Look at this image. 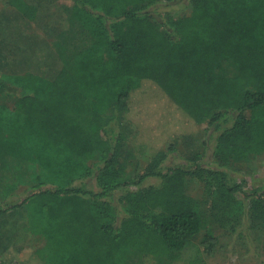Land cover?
Returning a JSON list of instances; mask_svg holds the SVG:
<instances>
[{
	"label": "trees",
	"instance_id": "16d2710c",
	"mask_svg": "<svg viewBox=\"0 0 264 264\" xmlns=\"http://www.w3.org/2000/svg\"><path fill=\"white\" fill-rule=\"evenodd\" d=\"M71 1L79 38L64 43L57 73L0 77V96L9 86L23 92L12 108L0 101V205L16 188L3 178L18 176L5 161L30 165L36 180L18 207L36 215L35 250L23 261L0 250V262L178 263L201 235L205 209L264 231V195L204 167V155L164 172L165 144L205 124L221 167L264 154V0H188L189 15L161 19L150 10L177 0ZM9 4L38 17L32 0ZM131 162L142 173L132 177ZM150 178L162 186L143 187ZM191 179L205 183L204 200L188 192ZM117 191L126 204L119 226L102 202ZM218 246L208 233L200 254Z\"/></svg>",
	"mask_w": 264,
	"mask_h": 264
},
{
	"label": "rangeland",
	"instance_id": "374dc122",
	"mask_svg": "<svg viewBox=\"0 0 264 264\" xmlns=\"http://www.w3.org/2000/svg\"><path fill=\"white\" fill-rule=\"evenodd\" d=\"M188 2V0H177L170 6L153 8L150 11L159 19L164 14L174 18L181 17L189 15L191 11ZM32 3L38 8V17L35 21H28L10 6L9 0H0V77L5 74H40L52 77L63 66L64 43L71 38L74 41L79 38V31L71 20L73 11L71 0H32ZM22 95V90L9 86L0 96V101L12 108L16 99ZM207 132L208 125L205 124L199 127L194 135L172 137L164 146V150L168 153L164 172L169 169L186 168L191 159L204 155L202 161L204 167L227 172L230 181L244 184V190L248 193L259 190V193L264 195V154L249 161H230L228 166L221 167L214 158V138L209 140L208 146L205 145V140L208 139ZM8 164L12 166V169L17 168L18 176L11 174L3 178L6 184H13L16 188L3 205H0V209L6 212L0 215V250L11 248L20 253L18 260L23 261L35 250L36 243L33 242L34 238L30 233V220H34L36 215L32 214L28 206L24 209L18 207L29 195L31 188L36 185V180L32 175L34 169L30 165L5 161V165ZM128 166L132 177L142 173L141 164L131 162ZM161 186L160 178L147 179L143 184V187ZM95 190H98L97 186ZM204 190L205 183L197 179L190 180L188 192L191 195L204 200ZM123 195L124 192L117 191L112 198L102 199V202H109L112 205V212L118 226L126 218ZM8 204L17 208L6 211ZM221 215H218L214 209H205L201 235L194 245L181 254L180 262L174 264H189L196 257H203L207 264H264V231L252 230L246 219L243 223L234 222L232 227L230 224L219 221L218 216ZM50 216L52 215H49V218ZM208 233L213 234L219 242L214 256L211 257L200 254L199 251ZM4 260L2 257L0 264H15L12 263L13 261ZM141 264L164 263L147 259Z\"/></svg>",
	"mask_w": 264,
	"mask_h": 264
}]
</instances>
